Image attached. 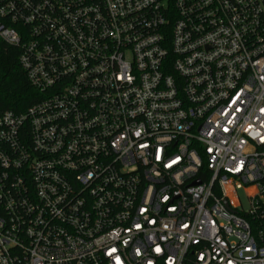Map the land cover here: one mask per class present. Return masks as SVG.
<instances>
[{"label":"built area","instance_id":"obj_1","mask_svg":"<svg viewBox=\"0 0 264 264\" xmlns=\"http://www.w3.org/2000/svg\"><path fill=\"white\" fill-rule=\"evenodd\" d=\"M0 40L41 95L0 264H264V0H0Z\"/></svg>","mask_w":264,"mask_h":264},{"label":"trees","instance_id":"obj_2","mask_svg":"<svg viewBox=\"0 0 264 264\" xmlns=\"http://www.w3.org/2000/svg\"><path fill=\"white\" fill-rule=\"evenodd\" d=\"M19 54V48L0 40V111L24 112L41 97L21 68Z\"/></svg>","mask_w":264,"mask_h":264},{"label":"water","instance_id":"obj_3","mask_svg":"<svg viewBox=\"0 0 264 264\" xmlns=\"http://www.w3.org/2000/svg\"><path fill=\"white\" fill-rule=\"evenodd\" d=\"M196 183H200V181L198 180V181H196Z\"/></svg>","mask_w":264,"mask_h":264},{"label":"rangeland","instance_id":"obj_4","mask_svg":"<svg viewBox=\"0 0 264 264\" xmlns=\"http://www.w3.org/2000/svg\"><path fill=\"white\" fill-rule=\"evenodd\" d=\"M241 193H242V192H241ZM242 194H243V193H242ZM242 194H241V195H242Z\"/></svg>","mask_w":264,"mask_h":264}]
</instances>
